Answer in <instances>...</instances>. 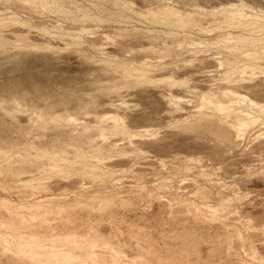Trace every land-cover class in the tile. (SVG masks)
I'll return each instance as SVG.
<instances>
[{"label":"rangeland","instance_id":"1","mask_svg":"<svg viewBox=\"0 0 264 264\" xmlns=\"http://www.w3.org/2000/svg\"><path fill=\"white\" fill-rule=\"evenodd\" d=\"M0 264H264V0H0Z\"/></svg>","mask_w":264,"mask_h":264}]
</instances>
